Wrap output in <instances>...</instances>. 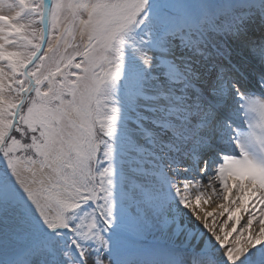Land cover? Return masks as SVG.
<instances>
[{
    "label": "snow or ice",
    "instance_id": "6c2138e0",
    "mask_svg": "<svg viewBox=\"0 0 264 264\" xmlns=\"http://www.w3.org/2000/svg\"><path fill=\"white\" fill-rule=\"evenodd\" d=\"M0 264H264V0H0Z\"/></svg>",
    "mask_w": 264,
    "mask_h": 264
}]
</instances>
